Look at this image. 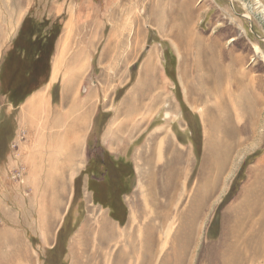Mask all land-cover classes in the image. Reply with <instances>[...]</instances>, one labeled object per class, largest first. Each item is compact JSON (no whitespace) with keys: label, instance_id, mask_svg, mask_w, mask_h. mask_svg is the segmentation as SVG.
<instances>
[{"label":"rangeland","instance_id":"obj_1","mask_svg":"<svg viewBox=\"0 0 264 264\" xmlns=\"http://www.w3.org/2000/svg\"><path fill=\"white\" fill-rule=\"evenodd\" d=\"M18 2L0 0V27ZM86 2L75 36L95 54L79 94L99 104L87 150L93 159L106 149L124 159L119 170H133L126 217L94 202L83 181L70 199L41 200L9 176L16 196L0 213V264H264V0ZM39 7L25 17L46 19ZM17 67L34 68L29 59ZM14 73L1 76L7 131L12 90L37 83ZM217 105L229 113L219 117ZM145 188L154 192L143 204ZM42 204L57 207L47 215Z\"/></svg>","mask_w":264,"mask_h":264},{"label":"crops","instance_id":"obj_2","mask_svg":"<svg viewBox=\"0 0 264 264\" xmlns=\"http://www.w3.org/2000/svg\"><path fill=\"white\" fill-rule=\"evenodd\" d=\"M20 1L16 4L17 16L6 19L7 22L4 21V25L0 27V64L31 7L34 6V11L42 4L37 14L40 15L43 11L42 15L46 19H61H58L61 29L55 40L46 81L30 92L17 106L7 103L5 109L6 113L13 116L12 129L8 130L7 146L0 165L2 215H9L3 206L13 205V197L16 196L9 189V176L13 170L21 169L24 186L29 193L34 194V198L41 200L70 199L77 180L88 185L90 176L85 170L91 157L88 155L87 143L90 132L95 130L99 107L92 96L93 93L88 92L85 96L79 94V87L84 83L85 74L89 71L95 54L91 42L85 46L84 42H79L75 36L77 24L82 23L80 18L84 16L86 0L77 3L74 0ZM118 130L117 126L110 128L107 136L111 138ZM160 144L163 157L166 148L163 147L164 142H159ZM103 150L115 159L122 157ZM156 151L158 152V149ZM145 190L147 191L146 188ZM180 190L181 188H178L174 198L179 197ZM153 192L152 188L147 192L142 190L143 204L144 198L149 200L150 193L152 195ZM172 203L168 206L170 210ZM55 207L57 205L39 206L42 211L47 210V215Z\"/></svg>","mask_w":264,"mask_h":264},{"label":"trees","instance_id":"obj_3","mask_svg":"<svg viewBox=\"0 0 264 264\" xmlns=\"http://www.w3.org/2000/svg\"><path fill=\"white\" fill-rule=\"evenodd\" d=\"M43 28L47 29L44 33ZM60 29L61 24L59 20L51 21L44 19L40 22L39 20L34 19L31 15H27L23 19L18 33L12 41L11 47L2 58L0 64V85L1 88H7V82L1 77L2 74L3 76H6V71L10 73V79H14L15 71H20V74H22L23 71L32 73V75L28 74L26 78H32L31 80L37 81V83H34L31 86L28 85V87L24 84L22 85V83L17 84L19 90L17 91L16 89H13V92L11 93L12 95L17 93L16 98L12 99L10 97V101L14 106L21 103L30 92L39 87L48 78L50 68L49 62ZM28 59L33 62L34 68L31 72H29L28 68L21 69L20 67H17L19 64L22 65L23 62L27 63ZM42 74H44V76H42ZM25 84H27V82ZM23 88L27 89L23 90ZM8 120L9 119H7V121ZM8 124L9 123L6 122L0 126V148H3L1 150L2 155L5 152L9 136V131L6 130ZM123 162H125L123 158L115 159L108 152L104 151V153L101 154V157L95 155L93 156V159L90 158L85 170L90 176L88 188L93 194V201L103 206L111 207L113 210L112 213L114 212V209H120L122 214L118 220L121 223H123V218L126 217L127 213L121 195L127 193L135 184V175L133 170H129L130 166L128 167V171L119 170L121 167H124L125 164ZM97 174L102 178L100 180H93ZM77 184L78 180L75 185ZM131 184V187H127V185ZM60 231L63 230L60 228L58 232Z\"/></svg>","mask_w":264,"mask_h":264},{"label":"bare ground","instance_id":"obj_4","mask_svg":"<svg viewBox=\"0 0 264 264\" xmlns=\"http://www.w3.org/2000/svg\"><path fill=\"white\" fill-rule=\"evenodd\" d=\"M258 7H262L261 8V10H262V12H264V6L262 5V3H260L259 5H258ZM189 18V17H188ZM185 22H187V18H186V21ZM188 23V22H187ZM184 24L183 25V27H180V29H181V32H184V34H187V33H189V32H192L193 30H191V28H187V26L186 25H188V24ZM192 34V33H191ZM191 34H187V38L191 41V40H193L194 38H195V33H194V35H191ZM188 40V41H189ZM199 41V40H198ZM192 42V41H191ZM191 42H190V44H191ZM189 44V45H190ZM188 47V49H189V46H187ZM197 53V52H196ZM195 74V73H194ZM210 93H211V95L213 96H216V98H218L219 97V95L221 94V89H220V87L218 86V85H213L211 88H210ZM210 93H209V95H210ZM219 99V98H218ZM239 105H238V103H236L235 105H234V107H235V109H234V107H233V109H234V113H236L237 114V112H240V110L238 109L239 107H238ZM241 106V105H240ZM217 107H218V109L217 110H220L221 111V113H219V114H217L219 117H223V115H225V114H227V113H229V111H227L228 109H226L224 106L221 108L219 105H217ZM233 112V111H232ZM260 112V111H259ZM166 115L168 116V113H166ZM222 115V116H221ZM216 126V125H215ZM218 129H219V126L218 127H216L215 129H214V131H213V136L215 137V141L214 140H212V143H214L215 144V142H216V144H220V139H219V137H220V135H219V133H218ZM212 138V137H211ZM164 149V148H163ZM159 156L161 157V155H162V151H161V146H160V148H159ZM164 158V157H163ZM160 160V159H159ZM147 194V193H146ZM145 203V202H144ZM148 205V204H147ZM150 211V210H149ZM145 214V213H144ZM145 215H147V214H145ZM146 217V216H145Z\"/></svg>","mask_w":264,"mask_h":264},{"label":"built area","instance_id":"obj_5","mask_svg":"<svg viewBox=\"0 0 264 264\" xmlns=\"http://www.w3.org/2000/svg\"><path fill=\"white\" fill-rule=\"evenodd\" d=\"M15 145L13 144L12 147H14ZM11 179L14 180L16 183L18 184H22L23 183V178H22V171L21 169H16L13 170L10 174Z\"/></svg>","mask_w":264,"mask_h":264}]
</instances>
